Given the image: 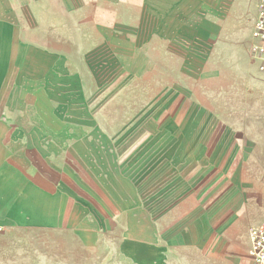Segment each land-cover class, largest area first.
I'll use <instances>...</instances> for the list:
<instances>
[{
  "label": "crops",
  "instance_id": "0c3cea01",
  "mask_svg": "<svg viewBox=\"0 0 264 264\" xmlns=\"http://www.w3.org/2000/svg\"><path fill=\"white\" fill-rule=\"evenodd\" d=\"M258 2L0 0V264L252 263L250 230L264 219L244 240L233 232L244 197L264 199V180L248 175L264 160L249 128L191 109L182 135L162 128L181 147L150 142L145 157L133 131L100 124L93 103L128 84L151 39L197 38L206 13L258 15ZM212 171L216 226L193 193L195 174Z\"/></svg>",
  "mask_w": 264,
  "mask_h": 264
},
{
  "label": "rangeland",
  "instance_id": "374dc122",
  "mask_svg": "<svg viewBox=\"0 0 264 264\" xmlns=\"http://www.w3.org/2000/svg\"><path fill=\"white\" fill-rule=\"evenodd\" d=\"M239 12L240 15L231 16L229 7H224L219 18L206 13L204 28L197 38L151 39V44L143 47L146 52L141 53L142 67L126 76L128 84L107 87L93 103L104 112L100 124L114 133L133 131L146 157L152 152L148 148L150 142L161 144L160 148L168 142L181 147V137L172 134L168 137L162 128L169 122L179 133L189 110L201 107L219 115L222 125L247 126L250 136L264 149V75L251 55L257 10L255 6H244ZM159 56L165 60H158ZM198 56H205L201 57L204 61L188 60L186 64L187 57ZM141 169L139 186L142 205H146L143 197L149 196L144 191L150 188V183L148 172H144L143 166ZM216 174V171L203 175L200 172L192 178L198 179L193 184V193L206 198L202 209L205 218L213 221L212 226L218 221L210 206L218 197V194L211 196ZM248 175L254 181L264 180V160L260 156ZM241 203L233 218L237 223L233 232L244 240L250 227L264 219V199L244 197Z\"/></svg>",
  "mask_w": 264,
  "mask_h": 264
},
{
  "label": "built area",
  "instance_id": "2783aa9c",
  "mask_svg": "<svg viewBox=\"0 0 264 264\" xmlns=\"http://www.w3.org/2000/svg\"><path fill=\"white\" fill-rule=\"evenodd\" d=\"M252 36V54L260 60L259 70L264 73V0L258 2V15ZM250 239L251 264H264V221L251 228Z\"/></svg>",
  "mask_w": 264,
  "mask_h": 264
}]
</instances>
